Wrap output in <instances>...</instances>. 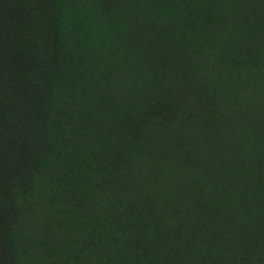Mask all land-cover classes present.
<instances>
[{
  "label": "trees",
  "instance_id": "16d2710c",
  "mask_svg": "<svg viewBox=\"0 0 264 264\" xmlns=\"http://www.w3.org/2000/svg\"><path fill=\"white\" fill-rule=\"evenodd\" d=\"M0 264H264V0H0Z\"/></svg>",
  "mask_w": 264,
  "mask_h": 264
}]
</instances>
